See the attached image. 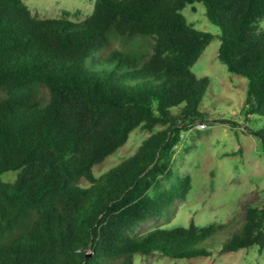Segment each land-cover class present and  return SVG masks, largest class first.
Returning <instances> with one entry per match:
<instances>
[{"label":"trees","instance_id":"16d2710c","mask_svg":"<svg viewBox=\"0 0 264 264\" xmlns=\"http://www.w3.org/2000/svg\"><path fill=\"white\" fill-rule=\"evenodd\" d=\"M195 3L221 35L187 23L182 12ZM263 23L264 0H95L81 23L41 19L23 0H0V264L210 256L222 224L137 232L191 190L188 176L170 188L164 180L182 134L207 118L200 108L209 78L192 68L215 39L218 60L248 80L246 119L264 117ZM112 34L150 44L113 50ZM137 129L151 135L96 177L94 167ZM257 135L264 143V129ZM11 171L17 178L7 184L2 175ZM252 247L264 251V200L247 207L220 253Z\"/></svg>","mask_w":264,"mask_h":264},{"label":"rangeland","instance_id":"374dc122","mask_svg":"<svg viewBox=\"0 0 264 264\" xmlns=\"http://www.w3.org/2000/svg\"><path fill=\"white\" fill-rule=\"evenodd\" d=\"M23 1L32 14L41 19L58 20L68 15L74 23L84 21L95 6V0ZM182 14L197 30L221 35V30L207 19L202 3L187 6ZM111 39V49L122 52L144 51L150 44L149 40L125 41L113 34ZM219 47L217 38L192 68L198 77L209 78V89L200 108L207 118L182 134L173 158L171 177L164 180V187L170 188L177 178L188 176L191 190L185 200L176 202L162 218L144 224L137 233L144 234L156 228L188 227L191 223L201 227L222 224L225 229L209 243L210 256L173 259L160 254H137L133 256V264H264V251L260 253L258 247L220 253L225 239L241 227L247 207L260 205L264 200V143L257 135L264 129V117L246 119L243 107L248 80L230 73L218 60ZM150 135L140 129L133 131L122 148L94 167L96 177L133 156ZM16 178L15 171L2 175L7 184ZM81 186L87 187L89 183L82 180Z\"/></svg>","mask_w":264,"mask_h":264},{"label":"water","instance_id":"95a60500","mask_svg":"<svg viewBox=\"0 0 264 264\" xmlns=\"http://www.w3.org/2000/svg\"><path fill=\"white\" fill-rule=\"evenodd\" d=\"M91 255H87V258H89Z\"/></svg>","mask_w":264,"mask_h":264},{"label":"built area","instance_id":"2783aa9c","mask_svg":"<svg viewBox=\"0 0 264 264\" xmlns=\"http://www.w3.org/2000/svg\"><path fill=\"white\" fill-rule=\"evenodd\" d=\"M202 127H205V126L202 124Z\"/></svg>","mask_w":264,"mask_h":264}]
</instances>
